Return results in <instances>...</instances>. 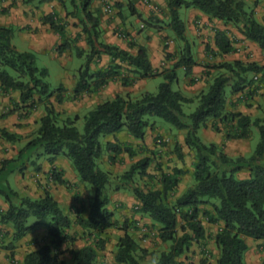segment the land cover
Wrapping results in <instances>:
<instances>
[{
  "label": "trees",
  "instance_id": "1",
  "mask_svg": "<svg viewBox=\"0 0 264 264\" xmlns=\"http://www.w3.org/2000/svg\"><path fill=\"white\" fill-rule=\"evenodd\" d=\"M34 1L37 0H25V3ZM92 2L93 0H73L77 15L74 12L72 14L80 18L90 48L86 64L78 73L75 98L91 94L105 86L109 80L118 79L122 75L123 64L128 66L129 73L133 75L122 77L125 86H132L137 80L157 75L162 76L164 81L156 94L147 92L136 100L118 95L113 100L98 105L84 117L85 128L81 133L75 125L78 117L63 120L49 101L57 93V100L61 103V94L65 92V88L61 86L56 92L51 91L47 82L49 71L37 67L34 54L20 52L13 45L12 28L0 27L2 90L19 92L21 103L29 104L30 111L37 108L36 97H39L40 102H47L46 114L40 120L35 137L19 152L16 159L0 161V197L8 205L6 211L0 210V223L10 227L12 240L5 248L11 251L8 259L14 261L15 243L34 229L46 226L49 242L28 252L23 264H63L59 257L67 252V246H72L77 241V236L70 231L78 226L82 229V236L94 238V244L72 249L71 264H97L99 252L105 250L107 245L103 234L113 228L123 232L118 239L115 262L142 264L140 252L146 253V250L130 232L131 228H137L138 221L126 219L120 222L116 219L118 210L110 208L109 191L114 179L111 172L101 169L99 163L105 152L114 154L111 162L124 152L134 155L131 148L118 143L104 144L103 139L127 131L133 138L142 141L149 127V117H154L164 120L179 131H187L185 145L193 152L194 164L193 185L178 198H175L177 188L187 172L178 168L164 171L159 164V174H148L153 161L150 157L139 160L119 178L120 185L117 189L131 190L139 202L135 212L152 221L153 226L158 229L157 241L168 246L153 264H186L183 259L191 247L196 243L205 245L204 221L211 225L222 224L214 237L219 251L217 264H247L246 238L264 241V118L253 119L240 112L227 116L225 111L227 88L230 94L262 95L260 91L264 88V65L240 60L215 65L214 69L222 70V73L213 76L208 89L196 97L197 108L189 115L185 113L184 105L194 103L195 99L186 98L180 91L174 90L173 85L178 80V69L183 68L186 75L190 76L197 66L187 38L186 25L180 16L182 8L197 9L210 20L236 28L245 40L264 50V22L256 17V9L264 0H165L169 22L162 23L183 44L178 62L172 69L160 74L153 71L146 48L139 47L138 54L132 55L117 46L100 41V17L90 11ZM117 6L120 7L118 4ZM130 11L133 15L137 14L133 6ZM44 21L56 33L64 36V28L54 15L44 17ZM215 45L220 54L236 52L227 31H216ZM70 47V43L65 41L58 48V53L63 54ZM207 50H210V46ZM76 54L83 57L86 52L76 48ZM102 55L110 56L118 64L107 71L92 73L91 64ZM211 119L234 124L227 135L229 140L245 139L251 129L256 128L260 140L254 153L249 157H232L217 144L203 143L198 132ZM0 134L11 142L18 139V136L5 130H0ZM176 152L183 160L184 156L178 145ZM34 154L37 157L48 156L52 165L58 157H64L72 163L79 180L91 186L92 200L88 207L74 208L75 219L48 189L44 190L40 198L33 199L21 196L6 181L4 175L8 173V169L17 163L20 168L25 166L26 161L23 162V159H29ZM36 170L40 171L41 167L36 165ZM244 171L249 176L242 179L239 174ZM51 173L55 183L67 184L62 179L61 172L53 169ZM136 178H146L154 182V185L146 188L139 186ZM64 247L65 250H61Z\"/></svg>",
  "mask_w": 264,
  "mask_h": 264
},
{
  "label": "crops",
  "instance_id": "2",
  "mask_svg": "<svg viewBox=\"0 0 264 264\" xmlns=\"http://www.w3.org/2000/svg\"><path fill=\"white\" fill-rule=\"evenodd\" d=\"M148 1L152 5L145 3V0H93L90 11L100 17L101 42L117 46L132 55L138 54L139 47L146 48L153 71L156 74H160L164 70L172 69L178 62L182 43L176 41L170 28H164L162 25V21L169 22L165 0ZM66 3V0H49L43 3L37 1L30 4H26L25 0H0V27H10L11 23H14L17 25L21 44L31 42L32 49L38 53H45L47 49L55 50L61 59H73L76 48L86 53L90 51V48L87 42V35L83 32L80 18L76 16L77 13H75L74 9L71 10L67 7ZM107 4L111 5V11H107ZM131 6L134 7L137 14H131ZM182 9L180 10V16L186 25L187 38L191 44L193 56L197 63V66H195L190 76L186 75L183 68L177 70V91H180L186 98L195 99L194 103H197L196 97L203 91H206L214 79L213 76L216 71L214 66L217 62L223 64L240 60L243 62H256L261 66L264 65V50H261L257 44L245 40L242 35H240V38L244 42L240 51L237 49V45L234 44L236 52L220 54L215 45L216 31H227L230 36L231 26H226L217 20H210L208 16L194 8H184L185 16H183ZM72 12L76 15L72 14ZM256 12L257 19L260 22H264V2L257 7ZM48 15H54L58 23L62 25L64 28V36L56 33L50 24L44 21V17ZM79 17L81 16L79 15ZM161 26H163V29ZM16 38L15 33H13V45L19 51H23L16 46ZM65 41L69 42L71 47L63 54H59L58 48ZM208 46H210V50H207ZM116 64L118 62H114L110 56L102 55L101 58L93 61L91 71L92 73L104 72ZM179 70L182 71V76H179ZM121 72L122 75L118 79L109 80L100 89L91 94L81 95L78 98H75L74 93L78 78L71 73L63 72L62 76L64 77L59 87L54 90L51 89V91L56 92L61 86L64 87L65 92L61 94L63 100L59 103L57 100L58 94L56 93L49 101L56 112L61 114L62 119L78 117L77 122L98 105L113 100L118 95L129 96L131 99L136 100L148 92L147 80L150 78L137 80L132 86H125L122 77H133V75L129 73L126 64H123ZM154 77L162 76L157 75ZM260 93L262 94L261 96L227 93L226 115L240 112L253 119L264 118V88ZM35 102L37 108L30 111L28 109L29 104L21 103L19 92H4L0 83V130H5L10 134L18 136L16 141L11 142L1 137L0 134V161L16 159L19 152L35 137V133L40 127V120L46 114L45 105L47 103L46 101L40 102L39 97L35 98ZM5 114L8 115L1 118ZM233 125V123L230 124L227 121L222 122L221 119L209 120L206 126L199 130L204 137V142H202L205 144H217L232 157H249L248 155L252 151V144L254 142L253 130L251 129L249 136L245 139L229 140L227 139V135ZM186 134L187 131L178 130L176 132L163 127L156 121H149V127L142 141L133 138L127 131H123L117 135L107 136L103 139L104 144L111 142L118 143L123 147H129L133 150L134 155H129L124 152L114 162H111V157L114 154L111 155L105 152L100 161L103 166L102 170L120 173L126 167L134 165L139 160L150 157L153 161L148 170V174L157 175L159 174V170L154 169L156 162L166 163L169 158H172L176 163L173 168L187 172L182 176L177 188L175 198H178L193 185L192 174L194 159H191L193 152L185 145ZM162 141L166 142L163 146L160 145ZM177 145L180 147L181 153L184 156L183 160H178L176 156ZM168 152L174 153L171 156H167L169 154ZM48 158L46 155L37 157L34 154L29 159H23V162L24 160L26 161L25 166L20 168L19 163L15 164L8 169V173H5L4 177L11 188L23 197L37 199L43 195L45 189H48L59 204L75 219V215L70 212L71 207H88L89 203L84 201V193L87 192L89 194L90 191L79 180L69 160L64 157H58L54 165H52L49 163ZM36 165L41 167L40 171L36 170ZM20 169L22 170L20 171ZM53 169L61 172L62 179L67 184L60 185L53 181L51 173ZM239 175L240 178L245 179L248 178L249 173L244 171ZM138 204L139 202L135 197L128 193L119 191L111 195L110 208H117V220L120 221V218L126 217L138 221L141 220V222H152L147 217L141 219V215L135 212L138 209ZM7 209V203L0 197V210L6 211ZM117 215L119 216L117 217ZM204 226L206 228V241L204 244L212 250L213 258L208 261L203 259L204 261L201 264H217L219 251L215 245L214 237L221 229L222 224L211 225L204 221ZM1 228L11 230L10 227L0 223ZM70 232L72 235H75V232L81 233L82 229L74 226ZM140 232L141 236L144 235L142 229ZM147 233H149V230H147ZM141 236L139 237L138 234H133V238L144 247L148 244L149 240H141ZM48 242L47 227L41 226L15 243L14 252H17L15 255L19 259L20 264H23L28 252ZM246 243L248 245V251L245 254L246 263L262 264L264 260V241L246 238ZM196 246L197 244H195V249ZM81 247L83 245H79L78 241L74 243L73 247L67 246V248L71 249L60 255V262L71 264V250ZM107 249L106 247L105 250L99 252L100 255L97 264H106L107 259L112 261L113 264H117L114 260L115 253L110 256V252ZM61 250H65V247ZM5 255V253L0 254V264H9L5 260ZM185 257L187 258V255ZM189 258L191 259V257L187 259ZM201 258V256L195 255L196 264H198L197 260Z\"/></svg>",
  "mask_w": 264,
  "mask_h": 264
},
{
  "label": "rangeland",
  "instance_id": "3",
  "mask_svg": "<svg viewBox=\"0 0 264 264\" xmlns=\"http://www.w3.org/2000/svg\"><path fill=\"white\" fill-rule=\"evenodd\" d=\"M37 1L39 3H43L44 2L43 0H37ZM37 1H34V2H37ZM34 2H32V3H34ZM66 2H67L66 3L67 7L69 9L73 10L75 8L74 4H73V0H66ZM251 4H252V1H250L249 5H251ZM182 13H183V16H185V9L184 8L182 9ZM256 14H257V12H256ZM162 25L164 26V28L167 27V25L165 23H162ZM163 26H161L162 29H163ZM8 28H12L13 29V32L15 33V36L17 37L16 41H15V42H17L16 46L19 49L23 50V51H20V52H29V53L34 54L35 57H36L37 67L39 69H47L49 71V77L47 79V82L49 83L50 88L52 90L57 89L59 87V85L61 83V80L64 77V76H62L63 72H67L69 74L71 73V74L75 75L76 78H78V73H79L80 68L86 64L87 53L85 54V56L83 58H81V57L77 56L76 49H75V51H74L75 56H74L73 59H68V58H62L61 59L60 57H58V55H57L55 50L53 51V50H48L47 49L45 51V53L44 52L38 53L37 51H34L32 49L31 42L30 43H23V44L20 43V40H19L20 36L18 35L19 32L17 30V25H15L14 23H11V26L8 27ZM231 29L232 30H230V38L232 39L234 44L237 45V49L240 51L242 49L244 40L242 38H240L241 34L239 33V31L236 28L231 26ZM176 41L178 43H181L177 39H176ZM251 52L254 53L253 51H251ZM245 55H247V54H245ZM214 57L216 58L215 55H214ZM220 64L221 63H218V62L215 63V65H220ZM219 73H222V70H218V71L216 70L215 73H214V76H218ZM179 76H182V71L181 70H179ZM163 81L164 80H163L162 77H154V78L148 79L147 80V91L152 93V94L158 93L159 86H160V84ZM173 89L174 90L178 89L176 83L173 85ZM228 92H229V88H227V93ZM196 108H197V103L187 104V105L184 106V111H185L186 114L189 115V114L193 113L196 110ZM72 118L74 119L75 117H72ZM63 120H64V118H63ZM149 121H156V122H158L159 124H161L165 128L171 129V130L176 131V132L178 131L177 129L173 128L171 125H169L168 123H166L164 120H162L160 118L149 117ZM76 127L79 129V131L81 133L84 132V128H85L84 117H82L80 119V121L76 122ZM252 130H253V133H254V142L252 144V151H251V153H249L248 156H250V155H252L254 153V151H255L258 143H259V140H260V135H259L258 130L256 128H252ZM198 137L204 142V137H203V135L201 134L200 131L198 132ZM165 144H166V142L162 141L160 145L163 146ZM168 153L169 154L167 156H171V154H173L174 152H168ZM176 156H177V158L179 160L180 158H179L177 152H176ZM191 159H194L193 155H191ZM70 164L72 166L71 162H70ZM99 164L101 166V169H103V166H102L101 162ZM159 164L162 165V168H163L162 170H164V171L171 170V169H173V166L176 165L175 161L172 158H169L166 163L165 162H156V164L154 166L155 170H159ZM130 167H131V165L126 167V169H124L120 173L111 172V174L113 176L112 178L114 179V182L111 185L110 190H109L110 191V196L112 194H114V193L119 192V191H122V192L128 193L130 195H133L131 190H124V189L119 190V189H117V186L120 185V184H118L119 178L123 174H125L130 169ZM136 183L139 186H143L145 188L147 186L154 185V182L149 181L148 179L140 180L139 178H136ZM86 186L88 187V191H90V192H89V194L87 192L84 193V201L86 203L90 204V202L92 200V197H93V192H92V188H91L90 185L86 184ZM74 208H78V207L77 206L71 207L70 212L73 215H75ZM116 212L118 213V211H116ZM118 216L119 215H117V217ZM140 218L143 219L142 216H140ZM120 219H121L120 222H124L126 219H130V218L124 217V218H120ZM136 227L137 228H135V229L131 228L130 232L132 233V235L133 234H135V235L138 234L139 237L141 236L140 230L142 228H146V229L149 230L148 234H144V235L141 236V240H149V242L144 247H142L143 249L146 250V253L140 252V255H141L142 264H153L156 261V259L159 257V255L164 250H166L168 248V246L162 245V244H160L157 241L158 229L153 226L152 222H150V223L147 222V221L146 222H143V221L141 222V220H140V221H138V224H136ZM81 233L80 232H75V235L77 236V241L79 242V245L85 246V245H88V244H92V245L94 244V238L93 237L82 236ZM10 234H11V230H8L7 228H1L0 229V254L1 253H5L6 254L5 255V260L9 264H20V261L16 257V255H14V261L13 262L8 259L9 256H10L11 251L6 250L5 248L8 245H10V243L12 241ZM121 235H123V232L121 230L117 229V228L109 229L106 232H104L103 237L107 239L106 247L108 248L107 250L110 252V256L113 255L117 251V243H118V239H119V237H121ZM196 244H197L196 249H195V244H194L191 247V250H189V252H187V254H186L187 258L191 257V259L190 258L187 259L185 257L184 261H185L186 264H196L195 255L202 257L201 259L197 260L198 264H201L204 261L203 259H206V261H208L211 258H213L212 257L213 253H212V250L210 248H208L206 245L202 246V245H200V243H196ZM73 246L74 245H72V247ZM70 249L71 248H67V251H70ZM4 250H6V252H4ZM14 253H17V252H14ZM107 257L109 258V256H107ZM192 257H194V258L192 259ZM59 261H60V257H59ZM64 263L65 262H63V264ZM105 263L106 264H113V262L109 261V259H107V261Z\"/></svg>",
  "mask_w": 264,
  "mask_h": 264
},
{
  "label": "built area",
  "instance_id": "4",
  "mask_svg": "<svg viewBox=\"0 0 264 264\" xmlns=\"http://www.w3.org/2000/svg\"><path fill=\"white\" fill-rule=\"evenodd\" d=\"M145 3H147L148 5H152L151 3H149L148 0H145ZM106 9H107V11H111V10H112L111 5H110V4H107ZM147 230H148V229H146V228H142V233H143V234H148V233H147Z\"/></svg>",
  "mask_w": 264,
  "mask_h": 264
}]
</instances>
